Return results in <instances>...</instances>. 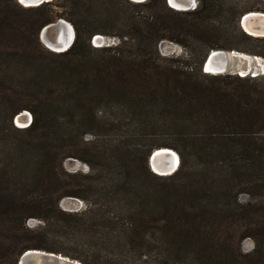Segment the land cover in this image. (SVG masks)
<instances>
[{"label": "trees", "instance_id": "16d2710c", "mask_svg": "<svg viewBox=\"0 0 264 264\" xmlns=\"http://www.w3.org/2000/svg\"><path fill=\"white\" fill-rule=\"evenodd\" d=\"M198 1L199 9L181 15L195 19L188 27L199 35L194 55L200 65L216 50L264 57L261 50L206 46L207 27L222 25L213 16L225 18L227 12L210 0ZM93 2L105 11L119 10L122 3L172 12L165 0H63L61 17L73 25L75 37L68 50L54 53L39 41L41 30L53 22L48 3L24 7L0 0V264H17L27 250L62 254L82 264H264V78L212 76L200 66L193 72L186 65L162 64L158 44L173 39L163 34L172 29L164 18L131 15L119 26L128 31L113 34L92 18ZM238 32L245 42L256 40ZM97 34L116 37L119 44L92 47ZM48 57L62 62L52 64ZM14 68L19 75L12 78ZM32 82L59 84L48 90L52 102L58 101L53 111L29 105L28 86L22 92L19 87ZM129 89L135 90L131 99ZM86 98L94 103L126 99L122 113L134 112L140 130L164 140L131 155L119 149L111 160L93 155L105 179L88 177L90 185L66 182L56 173L53 138L61 140L74 124L71 113L58 115L66 109L60 103L73 100V107L83 108ZM24 110L32 113V121L17 128L13 119ZM88 114L91 121L99 119L91 107ZM103 124L104 130L121 126ZM11 131L26 140L12 139ZM164 148L179 157L169 176L148 167L150 154ZM82 161L94 170L89 160ZM242 193L248 196L244 204L238 202ZM65 197L80 198L87 208L63 211L58 203ZM29 219L43 225L29 229ZM245 239L253 242L248 253L240 250Z\"/></svg>", "mask_w": 264, "mask_h": 264}, {"label": "rangeland", "instance_id": "374dc122", "mask_svg": "<svg viewBox=\"0 0 264 264\" xmlns=\"http://www.w3.org/2000/svg\"><path fill=\"white\" fill-rule=\"evenodd\" d=\"M17 1V0H16ZM130 1V0H129ZM147 1V0H146ZM132 2V1H131ZM145 2V1H144ZM142 2V3H144ZM210 2L217 8L222 9L224 12H227L225 18H220L217 16H213L216 20L215 24L218 22L222 25L218 28H208L207 35L204 36L203 40L206 41V46H220V47H239V48H248L255 49L256 51L261 50L264 51V43L257 42V39H264L263 36H255L246 32L240 25V22L236 23V18L239 15H244L248 12L246 10L250 8H257L259 11H250V12H259L264 13V0H210ZM18 3V1H17ZM48 3L47 9L49 10V14L53 17V22L50 24H55L59 20H63L69 23L72 28L73 25L68 22L66 19L61 17L62 7L61 4L63 0H51ZM93 2V6L91 9L92 18L96 19V24L100 26V28L104 31L113 33V34H124L127 32V28L119 27L120 23L125 20L127 17L131 15H137L142 18H156V16H161L164 18L172 29L164 30L163 34L165 36H170L172 41L170 40H162L158 44V52L160 57L162 58V64H168L169 62L174 65H186L191 69V71L196 72L199 69L204 73L202 69V65L199 64V58L194 55V50L199 46H201L200 42L198 43L196 37L199 36L193 29L188 27L189 23L195 21V19L191 16L181 15L184 12H192L201 7V3L198 0H194L193 4H190L188 10L185 11H177L169 7L166 0L167 8L172 9V12L165 10L161 6H156L155 9H147L144 7L130 6L127 4H120L119 10H104L96 6ZM135 3V2H132ZM22 6L20 3H18ZM180 13V14H177ZM203 16L211 17L209 12L203 13ZM214 24V22L212 21ZM216 24L217 26L219 24ZM247 36H250L254 41L245 42L242 39V36L238 32L239 29ZM74 30V28H73ZM75 33V32H74ZM41 34V32H40ZM75 37V34H74ZM101 37L102 40L94 41L95 38ZM39 41L42 47L49 52L60 53L52 51L48 46H46L40 38ZM114 42V43H113ZM181 42V43H180ZM91 46L92 47H109L116 46L119 44V40L116 37L105 36V35H94L91 38ZM99 43V44H98ZM99 45V46H98ZM205 46V44L203 45ZM226 51V50H222ZM190 52L193 55H190ZM238 53L245 54L252 58L250 64H248L246 58L241 55H236L235 58L228 59L230 71L221 75H231V76H247L248 78H252V75L258 74V78H264V57L261 55H252L245 52L237 51ZM259 60L254 61L253 58ZM62 59L60 58H51L48 57V61L52 64L61 63ZM250 66V70L247 69ZM244 71L243 73H241ZM247 71V72H246ZM24 74L29 76L30 70L25 69ZM206 74V73H205ZM16 75H19V70L14 68L12 72V78H15ZM212 75V74H208ZM218 76V75H212ZM24 86H28L26 93V99H30L29 105L33 107V109L37 111H53L54 108L58 105V101H53L52 98L48 97V90L59 87V84L54 83H24L20 85L19 91L22 92ZM135 92L134 89H129L128 97L133 96ZM126 100V99H125ZM124 100V101H125ZM62 106L66 107V109H59L58 115L62 118H65L66 115L71 113L73 118L71 121L74 124L73 131L65 135L61 140L59 138H53V143L55 145V153L57 157V161L55 163L57 176L61 179H64L66 182L71 184H77L78 182H82L84 185H90L88 177H93L94 181L104 180L105 176H100V171L98 170V158L97 160L93 158V155L101 156L106 154L107 157L111 160L112 157L119 156V149L123 151H127L128 154L131 155L134 150H144L147 148H154L159 140H164V137L158 138V136H150L148 135L149 129L144 131L140 130L139 123L136 120V116L134 112H123L122 113V103L124 101H119L115 99L111 100H101L97 103H94L89 98L84 99L83 108H75L73 107V100H66ZM127 101V100H126ZM86 106V107H85ZM91 107L93 111L97 112V116L99 117L96 121H91L88 108ZM124 109V108H123ZM30 115L31 121L33 115L30 111L24 110ZM119 112V113H118ZM85 115L86 118H83ZM47 123H48V115ZM69 116V115H68ZM89 118V119H88ZM68 117L65 119L67 120ZM113 121L116 124H121L120 130L112 129V130H104L103 121ZM27 122L20 121V123H15V117L13 119V124L17 128H25L24 125ZM30 125V124H29ZM28 127V126H27ZM12 139L16 141H25L26 137L24 134L19 132H10ZM57 139V142H55ZM262 139V143L264 144V136L260 137ZM172 150V149H171ZM174 151V150H172ZM175 152V151H174ZM68 153L75 154L82 159L89 160L94 170H92L86 163L82 161V159H76L71 157H66ZM135 151L133 152V154ZM176 153V152H175ZM177 154V153H176ZM148 167L152 173H154L149 164ZM156 174V173H154ZM158 175V174H156ZM31 176V175H29ZM160 176V175H159ZM169 176V175H168ZM248 201V196L245 193H242L238 197L239 203H246ZM92 202V199L91 201ZM58 207L66 212H83L87 208V204L84 200L80 198L73 197H65L62 198ZM42 222L36 219L27 220L25 226L29 229H37L39 226H42ZM233 241L238 238V235H233ZM253 249V242L250 239H245L240 244V250L243 253H248Z\"/></svg>", "mask_w": 264, "mask_h": 264}, {"label": "bare ground", "instance_id": "6f19581e", "mask_svg": "<svg viewBox=\"0 0 264 264\" xmlns=\"http://www.w3.org/2000/svg\"><path fill=\"white\" fill-rule=\"evenodd\" d=\"M20 4L24 7H33L36 6V4L33 2L34 0H19ZM49 1V0H44ZM192 0H175L171 1L173 7L176 9H187V7L191 4ZM243 29L248 32L249 34L255 35V36H264V13L259 12H250L247 13V17L244 19L243 23ZM42 40L46 46H48L51 50L57 52V51H64L67 49V47L73 44L74 41V30L72 26L63 21L59 20L56 22V24L50 26L46 33L42 36ZM53 42V43H52ZM56 43V44H55ZM69 47V48H70ZM68 48V49H69ZM67 49V50H68ZM239 55L246 58L248 64L252 61V58L250 56L238 53ZM237 54V55H238ZM254 61H258L255 57L253 58ZM229 65V64H228ZM207 71L211 74H215L216 67L213 66V64H208L206 67ZM250 70V66L248 68ZM242 71L241 73H243ZM247 72V71H246ZM22 119H25L24 122L27 121L26 116H22L17 118V123H20ZM162 151H157V153H167V159L159 162V164H155L153 166V169L158 173L162 174L165 172H170L175 167L178 168L179 166V159L176 153L172 150L168 149H161Z\"/></svg>", "mask_w": 264, "mask_h": 264}, {"label": "water", "instance_id": "95a60500", "mask_svg": "<svg viewBox=\"0 0 264 264\" xmlns=\"http://www.w3.org/2000/svg\"><path fill=\"white\" fill-rule=\"evenodd\" d=\"M18 3H20L19 0H17ZM51 1V0H49ZM49 1H44V0H34L33 2L36 4V6L33 7H37L42 5L43 3H47ZM132 2L135 3H142L146 0H130ZM171 1H175V0H171ZM167 4L169 5L170 8L177 10V11H185L188 10V8L190 7V5L187 7V9H176L175 7L172 6V4L170 3V0H166ZM194 3V0H192L191 4ZM247 17V14L242 15L241 19H240V25L243 28V21L244 19ZM56 24V23H55ZM54 25V24H53ZM52 26V24H48L46 25L42 30H41V34H40V38L41 41L42 40V36L46 33L47 29ZM264 37V36H263ZM102 38L98 37L95 38L94 41H101ZM44 43V42H43ZM53 43V42H52ZM56 44V43H55ZM99 44V43H98ZM99 46V45H98ZM70 47V45L67 47V49ZM66 49V50H67ZM64 50V51H66ZM53 51V50H52ZM62 51H57V52H64ZM238 54V52L236 51H222V50H216V51H211L206 58L204 59L203 63H202V69L204 71V73L206 74H211L209 73V71H207L206 67L208 64H213L214 67H216V72L215 74L212 75H221L224 74L226 72L230 71L229 68V63H228V59L230 58H235L236 55ZM27 117V123L24 125V127L29 126V124L31 123V117L28 113L26 112H21L18 115L15 116V123L17 124V118L19 117ZM25 119H22L21 121H24ZM167 149V148H164ZM171 150V149H168ZM158 151H162L161 149H158ZM177 155V154H176ZM178 156V155H177ZM167 153H157V151H153L149 158H148V164L151 168V170L158 174L154 169L153 166L155 164H159V162L166 160L167 159ZM179 159V157H178ZM177 170V167H175L174 169H172L170 172H165L162 174H158L160 176H168L173 174L175 171ZM17 264H82L80 261L78 260H74L71 259L69 257L63 256L62 254H55V253H51V252H46V251H41V250H27L25 252H23L20 257L18 258Z\"/></svg>", "mask_w": 264, "mask_h": 264}, {"label": "built area", "instance_id": "2783aa9c", "mask_svg": "<svg viewBox=\"0 0 264 264\" xmlns=\"http://www.w3.org/2000/svg\"><path fill=\"white\" fill-rule=\"evenodd\" d=\"M114 43V42H113ZM255 76L252 75V77H257L258 74H254Z\"/></svg>", "mask_w": 264, "mask_h": 264}]
</instances>
